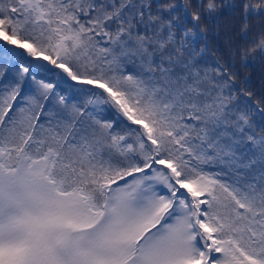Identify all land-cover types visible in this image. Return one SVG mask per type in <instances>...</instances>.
<instances>
[{"label": "snow or ice", "instance_id": "6c2138e0", "mask_svg": "<svg viewBox=\"0 0 264 264\" xmlns=\"http://www.w3.org/2000/svg\"><path fill=\"white\" fill-rule=\"evenodd\" d=\"M258 60L264 0H0V264H264Z\"/></svg>", "mask_w": 264, "mask_h": 264}, {"label": "trees", "instance_id": "16d2710c", "mask_svg": "<svg viewBox=\"0 0 264 264\" xmlns=\"http://www.w3.org/2000/svg\"><path fill=\"white\" fill-rule=\"evenodd\" d=\"M234 21L228 17L226 14L221 15L217 23L213 22V34L209 37L210 42H217L221 49V52L217 54V58H220L225 53L224 43L227 40L228 35L232 34L230 29H233ZM227 59V56H224ZM235 71L240 73L243 78L245 76L250 78V82L253 86L259 87L261 83V76L264 75V67L261 66L259 60L253 64H249L247 67L242 66L239 61L236 62Z\"/></svg>", "mask_w": 264, "mask_h": 264}]
</instances>
